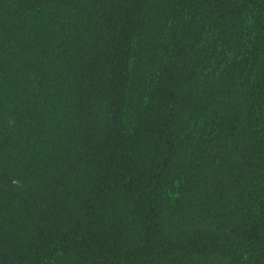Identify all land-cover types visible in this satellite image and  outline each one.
I'll use <instances>...</instances> for the list:
<instances>
[{"label": "trees", "instance_id": "1", "mask_svg": "<svg viewBox=\"0 0 264 264\" xmlns=\"http://www.w3.org/2000/svg\"><path fill=\"white\" fill-rule=\"evenodd\" d=\"M0 264H264V0H0Z\"/></svg>", "mask_w": 264, "mask_h": 264}]
</instances>
